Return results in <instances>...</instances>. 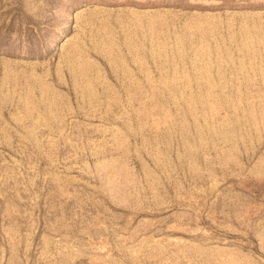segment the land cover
Segmentation results:
<instances>
[{"label": "rangeland", "instance_id": "rangeland-1", "mask_svg": "<svg viewBox=\"0 0 264 264\" xmlns=\"http://www.w3.org/2000/svg\"><path fill=\"white\" fill-rule=\"evenodd\" d=\"M0 264H264V0H0Z\"/></svg>", "mask_w": 264, "mask_h": 264}]
</instances>
